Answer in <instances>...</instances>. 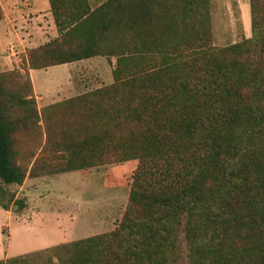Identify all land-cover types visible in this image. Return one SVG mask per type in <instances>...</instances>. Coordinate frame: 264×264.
I'll return each instance as SVG.
<instances>
[{
	"label": "trees",
	"instance_id": "16d2710c",
	"mask_svg": "<svg viewBox=\"0 0 264 264\" xmlns=\"http://www.w3.org/2000/svg\"><path fill=\"white\" fill-rule=\"evenodd\" d=\"M49 4L57 38L0 74V208L5 186L105 168L127 206L58 246L63 263L180 264L185 245L191 264H264V0L223 48L209 0ZM96 58L116 60L113 84L39 110L31 70Z\"/></svg>",
	"mask_w": 264,
	"mask_h": 264
},
{
	"label": "rangeland",
	"instance_id": "374dc122",
	"mask_svg": "<svg viewBox=\"0 0 264 264\" xmlns=\"http://www.w3.org/2000/svg\"><path fill=\"white\" fill-rule=\"evenodd\" d=\"M19 1L0 0V74L25 73L27 53L58 36L50 9L43 6L49 0ZM107 1L90 0L93 9ZM209 1L215 47L252 38L250 0ZM115 62L96 58L73 68L33 71L32 76L29 70L39 110L113 84ZM106 173L101 168L5 186L13 201L8 210L0 208V264H65L61 259L66 256L55 251L58 246L112 232L127 206L129 189L107 187ZM181 252L180 264H191L185 245Z\"/></svg>",
	"mask_w": 264,
	"mask_h": 264
},
{
	"label": "crops",
	"instance_id": "0c3cea01",
	"mask_svg": "<svg viewBox=\"0 0 264 264\" xmlns=\"http://www.w3.org/2000/svg\"><path fill=\"white\" fill-rule=\"evenodd\" d=\"M16 1H17L16 3H21V1H19V0H16ZM0 3H1V2H0ZM43 6H44V8L46 7V8H49V9H50V4H48L46 1H43ZM13 7L16 8L14 5H13ZM74 64H75V63H74ZM74 64H69V65H65V66H67V67H69V68H70V67L73 68V67H74V66H73ZM32 72H33V71H31V76H32Z\"/></svg>",
	"mask_w": 264,
	"mask_h": 264
}]
</instances>
